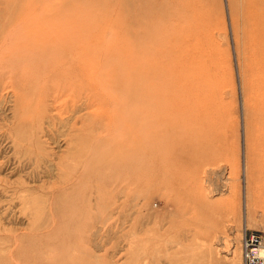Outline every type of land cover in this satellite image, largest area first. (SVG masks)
Instances as JSON below:
<instances>
[{"label":"rangeland","instance_id":"1","mask_svg":"<svg viewBox=\"0 0 264 264\" xmlns=\"http://www.w3.org/2000/svg\"><path fill=\"white\" fill-rule=\"evenodd\" d=\"M175 8L207 102L169 114L154 42ZM262 58L264 0H0V264H243Z\"/></svg>","mask_w":264,"mask_h":264},{"label":"bare ground","instance_id":"2","mask_svg":"<svg viewBox=\"0 0 264 264\" xmlns=\"http://www.w3.org/2000/svg\"><path fill=\"white\" fill-rule=\"evenodd\" d=\"M191 16L189 10L175 8L174 13L165 17V23L158 31L162 35L161 39L154 42V76L160 72L166 79L161 93L157 94L159 96L155 100L159 109L166 110L170 112L169 114L180 111L182 105L200 107L207 102L203 72L199 69L190 71L187 66L202 59L201 54L193 55L190 50L188 51L192 45L184 40L181 41L180 36L175 34L177 31L184 36L189 32L191 26L186 27L185 23ZM154 29L158 30L156 24ZM262 61L264 63V58Z\"/></svg>","mask_w":264,"mask_h":264},{"label":"built area","instance_id":"3","mask_svg":"<svg viewBox=\"0 0 264 264\" xmlns=\"http://www.w3.org/2000/svg\"><path fill=\"white\" fill-rule=\"evenodd\" d=\"M243 264H264V228L246 231L242 240Z\"/></svg>","mask_w":264,"mask_h":264}]
</instances>
